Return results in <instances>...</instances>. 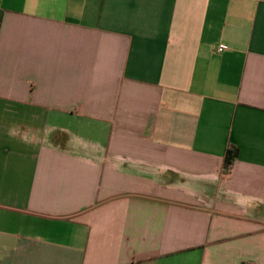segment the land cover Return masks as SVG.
Segmentation results:
<instances>
[{"label": "crops", "instance_id": "0c3cea01", "mask_svg": "<svg viewBox=\"0 0 264 264\" xmlns=\"http://www.w3.org/2000/svg\"><path fill=\"white\" fill-rule=\"evenodd\" d=\"M0 264H264V0H0Z\"/></svg>", "mask_w": 264, "mask_h": 264}, {"label": "trees", "instance_id": "16d2710c", "mask_svg": "<svg viewBox=\"0 0 264 264\" xmlns=\"http://www.w3.org/2000/svg\"><path fill=\"white\" fill-rule=\"evenodd\" d=\"M236 157L237 156H236L234 150L228 151V154L225 158V163H224V171L225 172H227L230 169V167H231L232 163L234 162V160L236 159Z\"/></svg>", "mask_w": 264, "mask_h": 264}, {"label": "built area", "instance_id": "2783aa9c", "mask_svg": "<svg viewBox=\"0 0 264 264\" xmlns=\"http://www.w3.org/2000/svg\"><path fill=\"white\" fill-rule=\"evenodd\" d=\"M224 47H225V46L221 45V46L219 47V50H222Z\"/></svg>", "mask_w": 264, "mask_h": 264}]
</instances>
